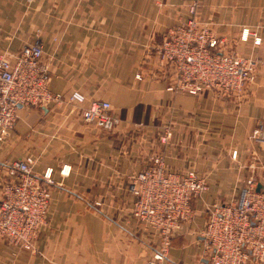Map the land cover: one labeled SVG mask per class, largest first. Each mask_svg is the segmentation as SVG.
<instances>
[{"label": "crops", "instance_id": "obj_1", "mask_svg": "<svg viewBox=\"0 0 264 264\" xmlns=\"http://www.w3.org/2000/svg\"><path fill=\"white\" fill-rule=\"evenodd\" d=\"M192 5L216 37L236 42L232 52L259 59L242 94L167 92L170 75L155 49L168 28L191 18ZM262 23L264 0H0V54H15L39 35L49 91L63 97L19 107L0 143V180L9 162L32 156L33 172L52 170L54 181L35 252L0 241V264H145L157 240L133 220L127 188L154 153L171 170L212 178L193 204L194 220L173 235L168 251L171 264H203V208L237 197L247 179L264 183V33L259 46L238 41L243 28ZM75 91L84 104L69 103ZM94 101L110 104L119 120L113 130L83 120ZM169 119L172 138L160 145Z\"/></svg>", "mask_w": 264, "mask_h": 264}, {"label": "built area", "instance_id": "obj_2", "mask_svg": "<svg viewBox=\"0 0 264 264\" xmlns=\"http://www.w3.org/2000/svg\"><path fill=\"white\" fill-rule=\"evenodd\" d=\"M168 28L155 49L158 63L170 75L168 91L193 97L207 93L215 96L240 95L253 81L259 59L232 52L209 25L195 17ZM254 31V32H253ZM264 23L255 29L243 28L238 41L252 38L254 46L262 39ZM39 35L15 54H0V143L14 128L19 107L41 108L59 103L61 95L49 91L50 71L43 63ZM140 79L139 75L135 76ZM69 103L84 104L85 97L73 92ZM108 102H91L81 112L86 122H97L105 131L119 124ZM172 131L163 127L161 143H167ZM257 131L253 133L254 136ZM236 153L232 155L235 158ZM36 159L26 156L8 163L0 180V241L8 246L33 253L35 241L47 220L52 170L35 174ZM63 173V170L61 171ZM209 189V180L193 169L171 170L161 156H152L144 169L130 178L127 188L133 198L131 215L144 232L157 240L145 264H171L168 251L174 234L190 225L195 217L193 204ZM202 239L203 264H245L249 259L264 260V183L250 178L233 200L206 207Z\"/></svg>", "mask_w": 264, "mask_h": 264}, {"label": "rangeland", "instance_id": "obj_3", "mask_svg": "<svg viewBox=\"0 0 264 264\" xmlns=\"http://www.w3.org/2000/svg\"><path fill=\"white\" fill-rule=\"evenodd\" d=\"M137 75H139V74H137ZM139 77H140V75H139ZM138 80V79H137ZM245 88V87H244ZM168 89V87L166 88V90ZM244 91V90H243ZM167 92H169L168 90H167ZM169 93H172V92H169ZM172 94H175V93H172ZM242 94V93H241ZM214 95V94H213ZM111 111V110H110ZM111 113V112H110ZM167 125H169L170 127H171V131H172V134L171 135H173V129H172V122H171V120L169 119V121L168 122H166V123H164L163 125H162V127H161V133H160V135H159V139H158V142H159V144L160 145H166L169 141H170V139L172 138V136H171V138L168 140V142L167 143H161L160 142V136L162 135V133H163V127L164 126H167ZM115 128V127H114ZM113 128V129H114ZM112 129V130H113ZM236 153V152H235ZM234 154V153H233ZM152 156H161L163 159H164V157L162 156V155H160V154H152V155H150L149 157H148V159H147V162H148V160L152 157ZM235 159V158H234ZM165 163V162H164ZM146 166V165H145ZM144 169V168H143ZM142 169V170H143ZM179 170V169H178ZM197 174H199V175H203L204 174V172H202V173H198L195 169H193ZM181 171V170H180ZM206 173V172H205ZM209 175V174H208ZM208 175H203V176H205V177H207L208 178V180H209V187H211L210 185H211V183H212V178H211V176H208ZM248 180V179H247ZM246 180V181H247ZM208 191H209V189H208ZM208 191L206 192V194L208 193ZM205 196V195H204ZM204 196L202 197V198H204ZM234 197H236V196H227V197H218V199H217V202L216 201H214L215 203H212L211 205H213V204H224V203H228L229 201H231V200H233L234 199ZM209 197H207V199H208ZM217 198V197H216ZM50 200H51V198H50ZM201 200V199H200ZM206 205H208V204H206ZM206 208V207H205ZM205 208H203V210H204V212H203V214H204V221L206 220V216H207V213H206V211H205ZM196 210V209H195ZM197 211V210H196ZM196 211H195V213H196Z\"/></svg>", "mask_w": 264, "mask_h": 264}]
</instances>
